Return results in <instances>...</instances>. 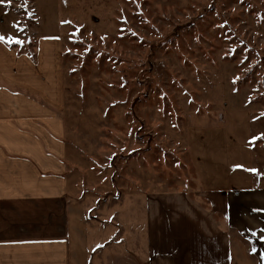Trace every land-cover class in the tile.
Returning <instances> with one entry per match:
<instances>
[{"label": "rangeland", "instance_id": "374dc122", "mask_svg": "<svg viewBox=\"0 0 264 264\" xmlns=\"http://www.w3.org/2000/svg\"><path fill=\"white\" fill-rule=\"evenodd\" d=\"M52 34L60 39V139L75 203L82 187L93 188L84 203L188 194L201 174L230 169L234 186L254 187L250 201L261 196L264 0L0 3L10 48L30 52L36 36ZM137 254L144 264L143 249Z\"/></svg>", "mask_w": 264, "mask_h": 264}, {"label": "crops", "instance_id": "0c3cea01", "mask_svg": "<svg viewBox=\"0 0 264 264\" xmlns=\"http://www.w3.org/2000/svg\"><path fill=\"white\" fill-rule=\"evenodd\" d=\"M8 36H0V264H141L140 248L144 264H264V190L250 201L254 187L234 186L231 169L201 174L188 194L84 203L93 188L82 187L75 203L60 139V39L38 35L19 52Z\"/></svg>", "mask_w": 264, "mask_h": 264}, {"label": "snow or ice", "instance_id": "6c2138e0", "mask_svg": "<svg viewBox=\"0 0 264 264\" xmlns=\"http://www.w3.org/2000/svg\"><path fill=\"white\" fill-rule=\"evenodd\" d=\"M2 2H4V0H0V3H2ZM9 2H10V0H9ZM2 39H4V38L3 37H0V40H2ZM14 42L15 43H18V44H21L22 43V41H20L19 39H16ZM252 171L253 172H256L257 170L253 169Z\"/></svg>", "mask_w": 264, "mask_h": 264}]
</instances>
